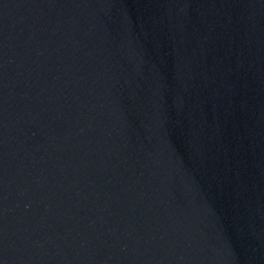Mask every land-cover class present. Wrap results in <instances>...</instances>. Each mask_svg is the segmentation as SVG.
<instances>
[{"label":"water","instance_id":"water-1","mask_svg":"<svg viewBox=\"0 0 264 264\" xmlns=\"http://www.w3.org/2000/svg\"><path fill=\"white\" fill-rule=\"evenodd\" d=\"M0 264H264V0H0Z\"/></svg>","mask_w":264,"mask_h":264}]
</instances>
